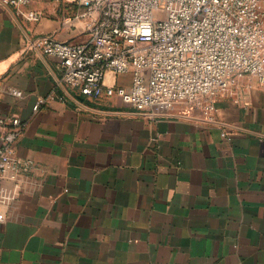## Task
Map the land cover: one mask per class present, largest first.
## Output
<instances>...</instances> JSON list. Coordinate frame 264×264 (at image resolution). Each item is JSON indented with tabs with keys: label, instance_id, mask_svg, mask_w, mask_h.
Listing matches in <instances>:
<instances>
[{
	"label": "crops",
	"instance_id": "crops-1",
	"mask_svg": "<svg viewBox=\"0 0 264 264\" xmlns=\"http://www.w3.org/2000/svg\"><path fill=\"white\" fill-rule=\"evenodd\" d=\"M76 8L0 2V116L23 124L0 175V264H264V83L239 75L212 119L80 95L31 45L85 41Z\"/></svg>",
	"mask_w": 264,
	"mask_h": 264
},
{
	"label": "built area",
	"instance_id": "built-area-1",
	"mask_svg": "<svg viewBox=\"0 0 264 264\" xmlns=\"http://www.w3.org/2000/svg\"><path fill=\"white\" fill-rule=\"evenodd\" d=\"M29 1L0 0L14 6ZM71 1L77 6L71 18L85 20L87 39L42 35L31 45L59 59L62 80L80 95L116 94L138 111L178 108L212 119L216 97L230 91L239 75L264 83L261 0ZM23 14L33 20L41 15L32 10ZM108 70L131 73L130 85H105ZM43 101L38 99L33 109ZM0 127L4 176L15 162L13 144L23 124L18 117L0 116Z\"/></svg>",
	"mask_w": 264,
	"mask_h": 264
}]
</instances>
